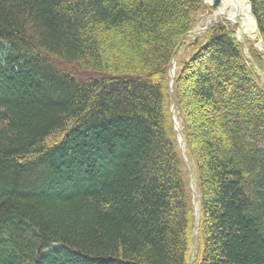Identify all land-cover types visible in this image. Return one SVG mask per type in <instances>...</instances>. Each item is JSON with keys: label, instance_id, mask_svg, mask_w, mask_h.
I'll use <instances>...</instances> for the list:
<instances>
[{"label": "trees", "instance_id": "trees-1", "mask_svg": "<svg viewBox=\"0 0 264 264\" xmlns=\"http://www.w3.org/2000/svg\"><path fill=\"white\" fill-rule=\"evenodd\" d=\"M204 1L0 0V264H264V85Z\"/></svg>", "mask_w": 264, "mask_h": 264}, {"label": "rangeland", "instance_id": "rangeland-1", "mask_svg": "<svg viewBox=\"0 0 264 264\" xmlns=\"http://www.w3.org/2000/svg\"><path fill=\"white\" fill-rule=\"evenodd\" d=\"M205 1H207L205 3L207 8L205 9L204 13H202L198 16L195 26L188 32V34H187L188 39H193L196 35L199 34V33L196 34L195 32H193V30L200 31L202 29V27L205 26L206 23H209L212 20L218 19L222 22H225L226 24H228L230 26V28L234 31V37L236 38V40L239 39V41L244 44V46H245L244 48H246L245 43H247V44L252 43L251 38L249 37L251 34V32H250L251 29H248L244 35H242L240 30H239L242 27V25L240 24V18L245 17L247 15V13H248L247 9H240L238 6H234L233 2L230 0H222L218 3L217 6H215L213 8L211 7V3L213 0H205ZM225 10H229L232 13H234V15L237 16L238 23H235V24L231 23L230 20L234 19L235 16L233 18L227 19V17L224 16ZM249 25H251V24H248V26ZM257 38H258V35H257ZM254 47L257 49V51H260L262 49V48L258 47L256 44L254 45ZM180 52H181L180 49L177 48V54L180 55L181 54ZM245 53L247 54L246 57L248 59L249 65L252 67V69H254V67L256 66L260 70L262 75L264 76L262 70L252 60L251 55L247 52L246 49H245ZM50 60L53 63H55L56 65H58V67L60 69L74 74L79 79H85V78H88L91 76H95L94 73L91 71H86V70H83L81 68H78V67H75L72 65H67L61 61H58L55 58H51ZM171 65H170V67H171ZM174 68H175V66H174ZM168 73H169V70H168ZM263 85H264V82H263ZM168 105H169V110H170V106L172 105L171 101H169ZM197 114H198V112H197ZM171 119H172V115H171ZM177 126L180 127L179 125H177ZM192 187H193L194 203H195L196 201L198 202V199H197L198 194H196L193 183H192ZM198 206H199V202H198ZM194 212H195V215L197 216L198 210L196 212L195 204H194ZM193 252H194V249H193ZM192 258H193V255L190 257V259H192Z\"/></svg>", "mask_w": 264, "mask_h": 264}, {"label": "water", "instance_id": "water-1", "mask_svg": "<svg viewBox=\"0 0 264 264\" xmlns=\"http://www.w3.org/2000/svg\"><path fill=\"white\" fill-rule=\"evenodd\" d=\"M219 2H220V0H213L212 3H211V6H212V7H215V6L218 5ZM248 5H249V1H248ZM249 9H250V5H249ZM233 23H234V22H233ZM254 23H255V21H254ZM205 29H206V27L202 28L201 30H205ZM195 39H197V37H196ZM237 40H238V39H237ZM251 41L253 42V44H255V39H251ZM174 62H175V61L172 60L171 63H174ZM174 64H175V63H174ZM253 71H254L255 73H257V68H256V66L254 67ZM173 75H174V73L171 74V72H170V68H169V76H170L169 84H170V85H171L172 82H173ZM258 75H259V74H258ZM259 77H260L261 82L263 83V81H262V77H261L260 75H259ZM173 108H174V103H173V104L171 105V107H170V112H171V114H172V109H173ZM172 121H173L174 128L176 129V131H177V133H178L179 149H180L181 154H182V156H183V158H184V160H185L184 151H183L184 139H183V136H182V133H181L180 129L176 126V122H175V120H174L173 117H172ZM187 166H188V168L190 169L189 164H187ZM189 186H190V189L192 190V183H191V178H190V176H189ZM193 210H194V208H193ZM197 228H198V221L196 220V227L194 228L193 234H195ZM192 241H193V240H192ZM192 247H193V245L191 246L190 253H189V257H191V255H192V253H191Z\"/></svg>", "mask_w": 264, "mask_h": 264}, {"label": "bare ground", "instance_id": "bare-ground-1", "mask_svg": "<svg viewBox=\"0 0 264 264\" xmlns=\"http://www.w3.org/2000/svg\"><path fill=\"white\" fill-rule=\"evenodd\" d=\"M220 1H222V0H220ZM230 1L233 2L234 6H238L240 9H247V10H249L248 0H230ZM242 12H243V11H242ZM242 14H243V13H242ZM224 16L227 17V19H228V18H233L235 15H234V13H232L231 11H229V10H225V12H224ZM230 21L234 22L233 24L238 23V21H237V16H235L234 19H232V20H230ZM239 30H240V32H241L242 35L245 34V31L243 30L242 27H241ZM251 39H255V41H256V34H255V33L252 34ZM245 49H246V48H245ZM172 60H174V59H172ZM174 61H175V60H174ZM171 62H172V61H171ZM174 63H175V62H174ZM174 63H171V64H172L171 67H170V72H171V74L174 73V70H175V68H174L175 64H174ZM256 68H257V67H256ZM257 74H259V75L262 77V81L264 82V80H263V76H262V74L260 73V71H259L258 69H257ZM172 117L174 118V120H175V122H176V126L179 125V122H178V120H177L176 113H175V110H174V109H172ZM177 127H178V126H177ZM178 128H179V127H178ZM194 204H195V208H196V212H197V210H198V202L196 201Z\"/></svg>", "mask_w": 264, "mask_h": 264}]
</instances>
